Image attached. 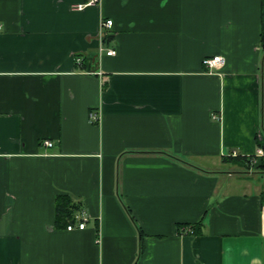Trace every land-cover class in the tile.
I'll use <instances>...</instances> for the list:
<instances>
[{
	"label": "crops",
	"instance_id": "1",
	"mask_svg": "<svg viewBox=\"0 0 264 264\" xmlns=\"http://www.w3.org/2000/svg\"><path fill=\"white\" fill-rule=\"evenodd\" d=\"M86 1L0 0V264H264V0Z\"/></svg>",
	"mask_w": 264,
	"mask_h": 264
},
{
	"label": "built area",
	"instance_id": "2",
	"mask_svg": "<svg viewBox=\"0 0 264 264\" xmlns=\"http://www.w3.org/2000/svg\"><path fill=\"white\" fill-rule=\"evenodd\" d=\"M100 0H87L85 3L83 4H79V8L86 6V5H95L97 3H99ZM112 27V20L111 19H103L101 21V28H110ZM106 54L108 55H112L115 54V49L114 48H109L106 50ZM77 61H79V58L77 59ZM224 63V59L222 56L220 55H216V56H212V57H207L203 59V65L205 66V68L208 70V72H211L212 70H214L215 68H219L223 65ZM215 118H217L218 116L214 115ZM89 119L91 122H98L99 120V114L97 111H90L89 112ZM45 146H52V141L51 140H43L42 142ZM237 152L235 150H231L230 152L226 153L225 156H237ZM250 158V164L251 166H253L254 164L257 163V160L260 157H264V149L263 148H258L256 150V153L251 155V156H246ZM88 220L87 214L85 213V211H83L82 208H80L79 210L75 211L73 214V220L72 222H70L66 228L68 230H71L73 228H79V229H83L85 227L86 221ZM188 232H192V228H188L187 229Z\"/></svg>",
	"mask_w": 264,
	"mask_h": 264
},
{
	"label": "trees",
	"instance_id": "3",
	"mask_svg": "<svg viewBox=\"0 0 264 264\" xmlns=\"http://www.w3.org/2000/svg\"><path fill=\"white\" fill-rule=\"evenodd\" d=\"M260 48L263 52V59H264V24L261 25L260 29ZM264 148V147H263ZM223 161L237 163L241 165L244 168L252 167L254 172L258 173H264V157H260L257 160V163L251 166L250 164V158L246 156H225L223 158ZM56 220L63 221L64 224H69L73 220V214L75 211L80 209V205H78L76 202L74 203L70 198H68L65 195L59 194L56 198ZM196 224L192 225L191 227L192 232H196ZM185 225L178 224L177 225V232H181L182 229H184Z\"/></svg>",
	"mask_w": 264,
	"mask_h": 264
},
{
	"label": "rangeland",
	"instance_id": "4",
	"mask_svg": "<svg viewBox=\"0 0 264 264\" xmlns=\"http://www.w3.org/2000/svg\"><path fill=\"white\" fill-rule=\"evenodd\" d=\"M237 163H232V162H227L226 161V166L228 167V166H232V165H235V166H237L236 165ZM242 167V166H241ZM243 169H245V170H253V168L252 167H249V168H244V167H242ZM252 176H259V180H260V182L264 185V173H258V172H254L253 171V173H252Z\"/></svg>",
	"mask_w": 264,
	"mask_h": 264
}]
</instances>
